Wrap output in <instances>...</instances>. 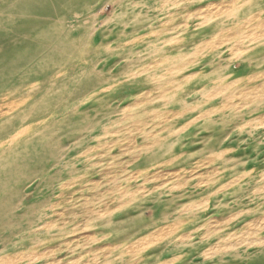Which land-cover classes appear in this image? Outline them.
Wrapping results in <instances>:
<instances>
[{"label": "rangeland", "instance_id": "rangeland-1", "mask_svg": "<svg viewBox=\"0 0 264 264\" xmlns=\"http://www.w3.org/2000/svg\"><path fill=\"white\" fill-rule=\"evenodd\" d=\"M219 1L0 0L1 264H264V26Z\"/></svg>", "mask_w": 264, "mask_h": 264}, {"label": "bare ground", "instance_id": "bare-ground-1", "mask_svg": "<svg viewBox=\"0 0 264 264\" xmlns=\"http://www.w3.org/2000/svg\"><path fill=\"white\" fill-rule=\"evenodd\" d=\"M222 3V2H221ZM220 3V1H219V3H207V5L205 6V8H204V12L206 13V14H208L209 16H212V17H224V19L226 18V16H228V17H232L233 18V21L235 22V24L237 25L236 26V28L235 29H239V28H243V27H251L252 26V28L254 27V26H264V17L261 15V14H263L264 13V11H260V10H258V11H255V12H253V13H250V15L247 17V19L245 20V21H241V19L239 20V17L244 13V11H248L251 7H254L255 5H259V4H263L264 3V0H241L240 1V3H239V6H238V4L237 3H235V2H233L231 5L230 4H226V5H222ZM230 3V2H229ZM203 7V6H202ZM198 8V7H197ZM264 10V9H263ZM202 11V10H201ZM235 12V13H234ZM199 13V12H198ZM201 14H203L202 12H201ZM210 19V18H209ZM209 19H207V20H209ZM217 19H219V18H217ZM216 19V20H217ZM243 19V18H242ZM239 20V21H238ZM222 21V20H221ZM207 22V21H206ZM227 22V21H226ZM227 30V29H226ZM261 30V29H260ZM218 31V30H217ZM225 31V30H224ZM237 32V31H236ZM247 33V32H246ZM248 33H249V31H248ZM250 33H251V31H250ZM249 33V35H251ZM259 33V35H260V32H258ZM255 34H256V32H255ZM261 34H263V33H261ZM258 35V34H257ZM259 35L257 36V37H259ZM264 35V34H263ZM262 35V36H263ZM247 36V35H246ZM225 37V36H224ZM224 37H223V39H224ZM256 37V36H255ZM260 37H261V35H260ZM177 40H178V38H177ZM175 41H176V39H175ZM174 41V42H175ZM241 41H243V40H241ZM206 42V41H205ZM240 42V41H239ZM247 43H249V42H247ZM203 46V45H202ZM204 46H205V44H204ZM203 46V47H204ZM212 46H214V45H212ZM215 46H217V45H215ZM236 47V46H235ZM202 48V47H201ZM249 48V47H248ZM82 60H83V58H81ZM160 61V60H159ZM159 61H157L158 63H160ZM190 62V61H189ZM151 65V64H150ZM79 67V66H78ZM76 68V67H75ZM69 69V68H68ZM80 70V69H79ZM59 72V71H58ZM70 74V73H69ZM71 75V74H70ZM66 76V75H65ZM228 76V75H227ZM186 77V76H185ZM55 78V77H54ZM63 78V77H62ZM67 78V77H66ZM183 78V77H182ZM65 80V79H64ZM71 81V80H70ZM62 82V81H61ZM169 82V81H168ZM67 83V82H66ZM56 84V83H55ZM167 84V83H166ZM58 85V84H57ZM59 86V85H58ZM177 87V86H176ZM225 87H227V86H225ZM53 88H55V86L53 87ZM169 89V88H168ZM51 90V89H50ZM61 91H62V89H61ZM163 91H164V89H163ZM39 92V91H38ZM147 92V91H146ZM209 92V91H208ZM214 92V91H213ZM213 92H211V93H213ZM45 93V92H44ZM57 94H59L58 92H56ZM160 93H162V92H160ZM50 94H52V93H50ZM49 94V95H50ZM55 95V94H54ZM59 95H61V94H59ZM212 95H214V94H212ZM51 96V95H50ZM53 96V95H52ZM207 96H209V95H207ZM211 96V95H210ZM209 96V97H210ZM216 96V95H215ZM21 97V96H20ZM40 97H41V95H40ZM212 97H214V96H212ZM24 98V97H23ZM32 98V97H31ZM43 98V97H42ZM49 98V97H48ZM16 99V98H15ZM33 99V98H32ZM40 99V98H39ZM38 99V100H39ZM46 100V99H45ZM43 102V101H42ZM230 102V101H229ZM34 103H35V101H34ZM44 104V103H43ZM24 105V104H23ZM31 105V104H30ZM39 105V104H38ZM40 105H42L41 103H40ZM224 106V105H223ZM19 107V106H18ZM35 107H37V105H35ZM42 107V106H41ZM47 107H49V106H47ZM53 107V106H52ZM31 108V107H30ZM29 108V109H30ZM46 108V107H45ZM44 108V109H45ZM49 108H51V107H49ZM56 108V107H55ZM28 109V110H29ZM17 110V109H16ZM42 110H43V108H42ZM16 112V111H15ZM39 112H40V110H39ZM42 112V111H41ZM65 112V111H64ZM10 113V112H9ZM13 113V112H12ZM25 113V112H24ZM31 113V112H30ZM53 113V112H52ZM70 115V114H69ZM35 116H37V114L35 115ZM49 116V115H48ZM52 116V115H51ZM68 116V115H67ZM50 117V116H49ZM54 117V116H53ZM173 117V116H172ZM33 118V117H32ZM51 118V117H50ZM68 118V117H67ZM44 119H46V118H44ZM43 119V120H44ZM62 119H64V118H62ZM61 119V120H62ZM66 119V118H65ZM53 120V119H52ZM60 120V119H59ZM40 121V120H39ZM47 121V120H46ZM45 121V122H46ZM81 121V120H80ZM26 122V121H25ZM41 122V121H40ZM141 122H143V121H141ZM24 123V122H23ZM42 123V122H41ZM44 123V122H43ZM145 123V122H144ZM27 124V123H26ZM32 124V123H31ZM37 124V123H36ZM35 124V125H36ZM38 124H39V122H38ZM43 125V124H42ZM47 125H49V124H47ZM39 126V125H38ZM27 127V126H26ZM25 127V128H26ZM45 127V126H44ZM43 127V128H44ZM23 128V127H22ZM35 129V128H34ZM33 129V130H34ZM37 129V128H36ZM118 129V128H117ZM14 130V129H13ZM15 131V130H14ZM106 131V130H105ZM10 132V131H9ZM24 132V131H23ZM113 133H115L114 131H112ZM27 133V132H26ZM118 133V132H117ZM18 134H20V133H18ZM22 134H24V133H22ZM39 134V133H38ZM38 134H37V136H38ZM17 135V134H16ZM36 135V134H35ZM15 136V135H14ZM28 136V135H27ZM29 136H30V134H29ZM40 136V135H39ZM13 137V136H12ZM15 137H17V136H15ZM21 137H22V135H21ZM34 137V136H33ZM1 138H3V137H1ZM27 138V137H26ZM4 139V138H3ZM14 139V138H13ZM12 139V140H13ZM11 140V141H12ZM16 140V139H15ZM1 141V140H0ZM6 141V140H5ZM10 141V142H11ZM17 141H19V140H17ZM152 144H153V142H152ZM154 145V144H153ZM5 146V145H4ZM11 147V146H10ZM90 147V146H89ZM3 148V147H2ZM6 148V147H5ZM92 149H93V147H91ZM88 151V150H87ZM83 152V151H82ZM86 152V151H85ZM141 153V152H140ZM80 155H81V153H80ZM88 158V157H87ZM166 161H168V160H166ZM142 171V170H141ZM161 172V171H160ZM153 173H154V171H153ZM155 174V173H154ZM156 175V174H155ZM159 175V174H158ZM63 185V184H62ZM65 185V184H64ZM261 190V189H260ZM263 191V190H262ZM260 192V191H259ZM60 194V193H59ZM106 213H108V212H106ZM105 213V214H106ZM102 214V213H101ZM100 217H101V215H100ZM213 219V218H212ZM211 219V220H212ZM208 220H210V219H208ZM263 220V219H262ZM48 222V221H47ZM215 222V221H214ZM214 222H212V223H214ZM217 222V221H216ZM259 223V222H258ZM251 224V223H250ZM44 225V224H43ZM215 225V224H214ZM258 225V224H257ZM256 225V226H257ZM259 226V225H258ZM42 228V227H41ZM40 228V229H41ZM44 228H45V225H44ZM263 228V227H262ZM35 229V228H34ZM38 229H39V227H38ZM255 229V228H254ZM256 231H257V229H255ZM252 231V230H251ZM32 232V231H31ZM258 232V231H257ZM162 234V233H161ZM164 234H166L167 235V232L166 233H164ZM254 234V233H253ZM159 235H160V233H159ZM158 235V236H159ZM249 236H251L252 234H248ZM263 236V235H262ZM261 236V237H262ZM163 237V236H162ZM161 237V238H162ZM234 237V236H233ZM248 237V236H247ZM75 238V237H74ZM160 238V239H161ZM240 238V237H239ZM149 239V238H148ZM151 239V238H150ZM155 239V238H154ZM159 239V238H158ZM24 240H26V239H24ZM66 240V239H65ZM152 240V239H151ZM156 240V239H155ZM253 241V240H252ZM258 241V240H257ZM247 243H248V241H246ZM245 242V243H246ZM255 242V241H254ZM260 242V241H259ZM264 242V241H263ZM37 243V242H36ZM151 243V242H150ZM244 243V242H243ZM249 243H250V241H249ZM253 243V242H252ZM239 244V243H238ZM251 244V243H250ZM257 244V243H256ZM261 244V243H260ZM264 244V243H263ZM228 246V245H227ZM227 246H225L226 247V249L228 248ZM236 246V245H235ZM233 247V246H232ZM48 248V247H47ZM108 248V247H107ZM46 249V248H45ZM49 249V248H48ZM53 249V248H52ZM256 249V248H255ZM218 250V249H217ZM26 254V253H25ZM20 255V254H19ZM11 256V255H10ZM13 256V255H12ZM11 256V257H12ZM23 255H21L20 257H22ZM25 257L27 256V255H24ZM13 257H16V255H14ZM16 259V258H15ZM9 260V259H8ZM0 261H1V259H0ZM19 261V260H18ZM3 263V262H2ZM7 263V262H6ZM1 264V263H0ZM8 264H10V262H8ZM15 264V263H14ZM19 264V263H18ZM20 264H22V263H20Z\"/></svg>", "mask_w": 264, "mask_h": 264}]
</instances>
